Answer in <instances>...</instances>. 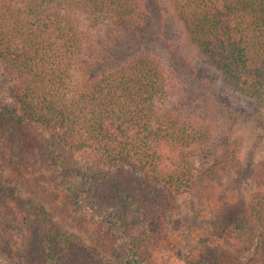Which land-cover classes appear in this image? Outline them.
I'll use <instances>...</instances> for the list:
<instances>
[{
  "label": "trees",
  "instance_id": "16d2710c",
  "mask_svg": "<svg viewBox=\"0 0 264 264\" xmlns=\"http://www.w3.org/2000/svg\"><path fill=\"white\" fill-rule=\"evenodd\" d=\"M153 1L164 22L162 0ZM167 1L184 40L201 57L195 65L179 48L175 54L182 64L204 86L218 77L217 101L229 114L261 121L264 0ZM147 3L0 0V65L21 108L20 114L13 107L0 108V135L12 142L25 123L36 124L50 134L44 157L63 179L75 155L81 158L83 179L98 189L117 179L112 170H126L129 181L146 179L173 196L196 193L205 178L236 173L239 144L220 141L210 111L190 106L175 70L140 51L150 42L142 35L148 27ZM16 179L36 201L29 209H9L1 189L0 235L14 233L28 249L36 237L43 258L58 264L79 242L53 222L46 190L20 174ZM249 179L255 188L246 195ZM238 196L236 220L214 230L211 256L202 264H234L256 256L264 264V160L242 180ZM98 231L95 242L110 251Z\"/></svg>",
  "mask_w": 264,
  "mask_h": 264
},
{
  "label": "rangeland",
  "instance_id": "374dc122",
  "mask_svg": "<svg viewBox=\"0 0 264 264\" xmlns=\"http://www.w3.org/2000/svg\"><path fill=\"white\" fill-rule=\"evenodd\" d=\"M147 2L148 27L142 35L150 42L143 44L140 51L175 70L190 106L210 111L220 141L239 144L236 173L220 180L205 178L196 193L173 196L164 187L146 179L129 181L126 170L124 173L112 170L117 179L98 189L83 179L85 171L78 156H71L66 179L51 166L50 160L44 157L45 144L50 137L45 129L25 123L12 142L1 134L0 205L4 203L3 188L9 209H29L30 203L36 201L27 186L16 179L19 174L36 180L46 190L48 199L52 200L46 208L53 222L69 238L79 242L73 245L71 255L65 254L58 264H202L211 256L214 230L236 220L242 180L264 160V118L261 121L237 119L224 110L217 101L218 77L204 86L194 77L192 69L185 62L182 64V57L176 56L180 48V55L187 56L188 62L197 65L201 58L184 40L168 1L162 0L166 10L164 22L159 20L154 1ZM10 88V78L0 65V108L13 107L20 114L21 108L12 98ZM231 101L227 100L230 110L234 106ZM119 172L127 178L126 182L120 179ZM246 185V195H249L255 186L250 179ZM98 230L102 238L109 241L110 251L95 242ZM36 240L35 237L28 249L14 233L0 235V264H49ZM81 249L85 252L82 260ZM234 264L263 263L262 257L256 256Z\"/></svg>",
  "mask_w": 264,
  "mask_h": 264
}]
</instances>
